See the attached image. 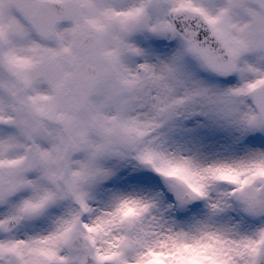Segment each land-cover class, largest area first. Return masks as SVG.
I'll list each match as a JSON object with an SVG mask.
<instances>
[{
	"label": "snow or ice",
	"instance_id": "6c2138e0",
	"mask_svg": "<svg viewBox=\"0 0 264 264\" xmlns=\"http://www.w3.org/2000/svg\"><path fill=\"white\" fill-rule=\"evenodd\" d=\"M0 264H264V0H0Z\"/></svg>",
	"mask_w": 264,
	"mask_h": 264
}]
</instances>
